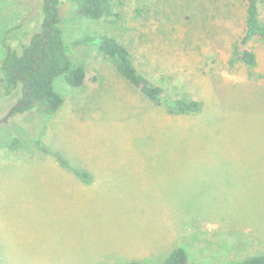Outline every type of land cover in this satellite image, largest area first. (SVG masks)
<instances>
[{"label":"rangeland","instance_id":"1","mask_svg":"<svg viewBox=\"0 0 264 264\" xmlns=\"http://www.w3.org/2000/svg\"><path fill=\"white\" fill-rule=\"evenodd\" d=\"M111 2L100 19L66 17L65 41L115 36L169 99L202 109L150 100L96 46L72 55L84 85L56 78L65 102L53 115L33 109L2 121L19 96L0 88V264L159 263L178 246L205 264L264 253V41L251 43L256 65L238 59L243 1ZM43 5L0 0V76L7 30L27 23L29 42ZM259 9L264 23V0Z\"/></svg>","mask_w":264,"mask_h":264},{"label":"trees","instance_id":"2","mask_svg":"<svg viewBox=\"0 0 264 264\" xmlns=\"http://www.w3.org/2000/svg\"><path fill=\"white\" fill-rule=\"evenodd\" d=\"M246 8L245 24L235 53L239 60L248 65H256L257 56L251 43L254 40L264 41V23L260 18L259 0H242ZM111 0H44L43 15L38 26L40 31L28 37L32 31L26 24L14 26L7 30L4 42L9 47L1 66L0 88L5 97L19 96L16 103H21L11 115L26 113L33 109L55 114L63 105V96L55 89V80L64 76L74 86H82L87 80L84 65L75 64L72 55L79 47L96 46L98 52L111 60L117 72L130 85L138 88L150 100L167 102L177 113H198L202 103L185 98L169 99L166 90L155 80L141 73L135 66L130 50L115 36L102 34L88 35L66 42L63 21L68 16H84L89 19H100L112 14ZM17 41L18 46H12ZM24 101H27L24 103ZM15 103V104H16ZM38 147L51 154L58 163L72 170L82 181L89 182L90 174L74 166L59 151L52 150L40 137L36 138ZM23 139L12 138V144L18 146ZM109 264H145L140 260L112 262ZM148 264H205L190 259L187 250L178 246L159 263ZM209 264V263H206ZM218 264H264V253L249 255L236 262Z\"/></svg>","mask_w":264,"mask_h":264},{"label":"water","instance_id":"3","mask_svg":"<svg viewBox=\"0 0 264 264\" xmlns=\"http://www.w3.org/2000/svg\"><path fill=\"white\" fill-rule=\"evenodd\" d=\"M26 102H27V101H24V103H26ZM20 104H21V103H16V104L12 107V109L10 110L9 114H8L4 119H2V121L8 119V118L10 117L11 113L13 112V110H15V108H16L17 106H19Z\"/></svg>","mask_w":264,"mask_h":264}]
</instances>
